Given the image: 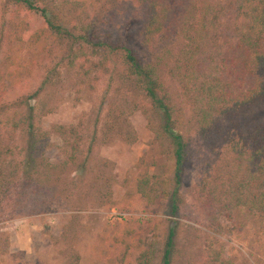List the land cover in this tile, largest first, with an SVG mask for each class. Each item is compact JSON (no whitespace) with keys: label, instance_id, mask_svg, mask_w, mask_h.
Masks as SVG:
<instances>
[{"label":"trees","instance_id":"obj_1","mask_svg":"<svg viewBox=\"0 0 264 264\" xmlns=\"http://www.w3.org/2000/svg\"><path fill=\"white\" fill-rule=\"evenodd\" d=\"M228 8L234 9L235 22L229 37L221 39L222 17ZM184 9L169 0H61L59 4L54 0H4L0 66L12 59L9 51L14 44L29 43L40 57L33 61L40 71L38 85L26 93H15V86L6 85L8 79L0 69V196H14L17 215L43 213L56 204L61 169L64 173L76 168L90 172L78 158L83 138L77 127L54 124L42 130L32 121L31 102L52 84L57 67L79 61L78 66L86 68L83 82L88 80L90 86L93 73L109 74L113 82H120L117 92L123 86L134 91L156 116V125L153 120L148 123L155 139L169 146L172 177L156 193L151 178L143 175L136 184L142 197L167 199L172 215L181 202L189 142L177 129L172 102L160 77L162 67L167 66L166 74L177 78L186 98L188 123L207 151L197 190L203 210L211 214L220 231L224 230L222 220L235 225L240 212L264 225V0L206 1L199 15L195 8L185 25L183 17L188 12ZM125 13L132 17L123 23V34L137 32L135 41L131 35H114ZM174 43L180 47L173 48ZM121 105L115 104L105 117L112 120L107 130L126 139L118 119L123 115L118 111ZM26 106L30 113L24 112ZM50 112L45 110L44 115ZM9 114L11 123L6 122ZM3 128L10 132L5 134ZM16 132L21 140L10 144ZM50 135L63 142L64 159L59 164L44 154ZM30 186L35 198L32 207ZM174 228L169 227L160 264H170ZM208 252L211 255L202 264H232L220 250ZM71 253L70 264H78L79 255ZM137 264L153 263L148 254L141 253Z\"/></svg>","mask_w":264,"mask_h":264},{"label":"rangeland","instance_id":"obj_2","mask_svg":"<svg viewBox=\"0 0 264 264\" xmlns=\"http://www.w3.org/2000/svg\"><path fill=\"white\" fill-rule=\"evenodd\" d=\"M60 1L54 0V3ZM206 1L217 0H169L174 7L181 4L187 8L184 9L188 12L183 17L184 25L192 20L195 8L196 16L199 15ZM3 4L4 0H0V15ZM234 15V9H225L221 39L232 33ZM131 17L124 14L115 36L131 35L132 40H136L137 32L128 30L129 34H123V23L131 21ZM35 24L38 25V21ZM179 47L174 43L173 48ZM35 51L29 43L14 44L9 51L12 59L0 66L4 79H8L6 85L15 86V93H26L38 85L40 71L35 69L33 61L40 57ZM78 63L65 62L57 67L58 74L53 76L52 84L31 102L34 107L32 121L42 130H49L54 124L77 127L83 138L79 142L78 158L87 163L90 172L76 168L64 173L61 169L58 173L61 181L55 187L60 193L57 202L43 213L17 215L13 210L14 196H0V264H70L72 251L74 256L79 255L78 264H137L141 253L148 254L153 264H160L172 225L176 235L170 264H202L205 256L211 255L208 251L214 250H220L224 259L232 264H264V225L240 212L235 225L222 220L224 230L220 231L197 199L207 151L188 123L186 98L177 78L166 74L167 66L162 67L160 77L172 102L177 129L189 142L179 194L181 202L174 215L167 199L161 196L145 198L136 189L143 175L151 178L156 193L172 177L169 146L165 140L155 139L148 123L152 120L153 125L157 123L150 106L140 102L136 93L124 86L117 92L120 82H113L106 73L90 75L92 83L89 86L88 80H81L86 68H80ZM127 97L129 103L125 104ZM115 104L121 105L118 111L123 115L118 119L122 122H119L121 134L126 133V139L107 130L112 120L111 117L106 119L105 114ZM48 109L51 112L44 115ZM30 111L26 106L24 112ZM6 117V122L11 123L12 116ZM3 131L10 132L7 128ZM16 140H21L19 132L10 144ZM62 143L59 136H49L43 150L50 162L63 161ZM15 158H21L17 152ZM105 161L110 165L105 166ZM32 188H28L30 207L35 202ZM44 190L46 187L42 193ZM65 249L66 256L63 255Z\"/></svg>","mask_w":264,"mask_h":264}]
</instances>
